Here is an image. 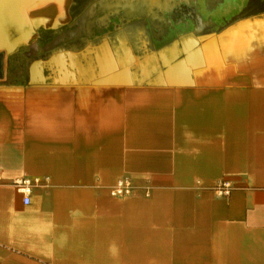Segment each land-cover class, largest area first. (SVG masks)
Masks as SVG:
<instances>
[{
  "label": "crops",
  "instance_id": "crops-1",
  "mask_svg": "<svg viewBox=\"0 0 264 264\" xmlns=\"http://www.w3.org/2000/svg\"><path fill=\"white\" fill-rule=\"evenodd\" d=\"M0 264H264V0H0Z\"/></svg>",
  "mask_w": 264,
  "mask_h": 264
},
{
  "label": "built area",
  "instance_id": "built-area-1",
  "mask_svg": "<svg viewBox=\"0 0 264 264\" xmlns=\"http://www.w3.org/2000/svg\"><path fill=\"white\" fill-rule=\"evenodd\" d=\"M13 185L22 193L24 196L23 203L24 205L28 206L31 203L33 188L42 186V183L38 179L32 180L24 178L14 181ZM134 189L135 185L133 184L132 180L130 178H126L117 183V185L112 189L111 193L113 196L130 195ZM231 189L232 187L225 183L218 187V191L222 195H229Z\"/></svg>",
  "mask_w": 264,
  "mask_h": 264
},
{
  "label": "flooded vegetation",
  "instance_id": "flooded-vegetation-1",
  "mask_svg": "<svg viewBox=\"0 0 264 264\" xmlns=\"http://www.w3.org/2000/svg\"><path fill=\"white\" fill-rule=\"evenodd\" d=\"M34 50H37V49L33 47V48L31 49V51H34Z\"/></svg>",
  "mask_w": 264,
  "mask_h": 264
},
{
  "label": "water",
  "instance_id": "water-1",
  "mask_svg": "<svg viewBox=\"0 0 264 264\" xmlns=\"http://www.w3.org/2000/svg\"><path fill=\"white\" fill-rule=\"evenodd\" d=\"M37 46V45H36ZM31 48H33V46H31Z\"/></svg>",
  "mask_w": 264,
  "mask_h": 264
},
{
  "label": "rangeland",
  "instance_id": "rangeland-1",
  "mask_svg": "<svg viewBox=\"0 0 264 264\" xmlns=\"http://www.w3.org/2000/svg\"><path fill=\"white\" fill-rule=\"evenodd\" d=\"M36 51V50H35Z\"/></svg>",
  "mask_w": 264,
  "mask_h": 264
}]
</instances>
